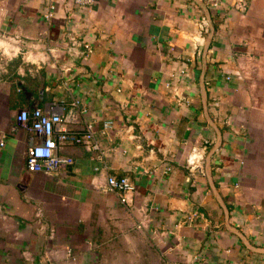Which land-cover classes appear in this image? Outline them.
Segmentation results:
<instances>
[{
	"label": "crops",
	"instance_id": "obj_1",
	"mask_svg": "<svg viewBox=\"0 0 264 264\" xmlns=\"http://www.w3.org/2000/svg\"><path fill=\"white\" fill-rule=\"evenodd\" d=\"M53 3L0 0V264H264V0ZM60 107L102 154L29 173L21 113Z\"/></svg>",
	"mask_w": 264,
	"mask_h": 264
},
{
	"label": "built area",
	"instance_id": "obj_2",
	"mask_svg": "<svg viewBox=\"0 0 264 264\" xmlns=\"http://www.w3.org/2000/svg\"><path fill=\"white\" fill-rule=\"evenodd\" d=\"M78 7H89L94 0H73ZM55 4L53 0H48L47 11L44 16L50 20L53 17ZM243 13L248 11L245 3L240 5ZM87 56L93 52L92 47L88 43H83ZM78 102L72 103L77 106ZM20 121L28 127L32 137L31 142L26 150V170L29 173H44L51 175L66 169L74 163V160L60 153L66 144L82 146L89 152L102 154L101 145L98 142L93 123H86L82 130L75 131L67 127L66 119L63 117V108L58 110H43L34 108L32 111H23ZM112 122L104 123V128L110 129ZM0 145H4V141H0ZM171 168L167 167L166 171ZM104 190L115 193L119 202L130 207L132 198L136 194V186L127 176L108 175ZM199 213L193 212L187 218L189 222H193L198 218Z\"/></svg>",
	"mask_w": 264,
	"mask_h": 264
},
{
	"label": "rangeland",
	"instance_id": "obj_3",
	"mask_svg": "<svg viewBox=\"0 0 264 264\" xmlns=\"http://www.w3.org/2000/svg\"><path fill=\"white\" fill-rule=\"evenodd\" d=\"M106 264H145V262L142 260H127L126 259V260H117V261L109 260V261H106ZM152 264H162V261L157 258L155 259V257H153Z\"/></svg>",
	"mask_w": 264,
	"mask_h": 264
}]
</instances>
